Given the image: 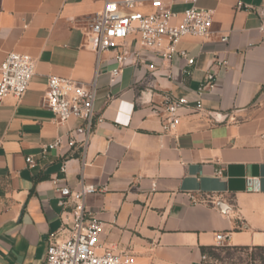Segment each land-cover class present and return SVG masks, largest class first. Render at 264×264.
I'll list each match as a JSON object with an SVG mask.
<instances>
[{"label": "crops", "instance_id": "1", "mask_svg": "<svg viewBox=\"0 0 264 264\" xmlns=\"http://www.w3.org/2000/svg\"><path fill=\"white\" fill-rule=\"evenodd\" d=\"M163 1L178 13L212 9L209 35L180 39L186 58L176 52L163 64L140 49L142 62L126 63L112 79L118 50L98 60L86 46L102 0H0V63L11 51L36 61L26 92L0 105V264L41 262L49 243L67 235L63 219L71 207L59 204L58 188L81 182L106 186L84 198L103 223L101 243L139 262L203 264L202 248L215 246L218 232L229 246H264V34L255 11L264 0ZM133 9L149 12L150 0ZM187 58L194 63L186 75ZM215 59L228 63L213 68L215 85L194 108ZM49 75L96 82L93 107L103 122L86 146L43 152L83 123L60 124L45 105ZM166 95L191 101L175 134L163 133V114L152 112Z\"/></svg>", "mask_w": 264, "mask_h": 264}, {"label": "built area", "instance_id": "2", "mask_svg": "<svg viewBox=\"0 0 264 264\" xmlns=\"http://www.w3.org/2000/svg\"><path fill=\"white\" fill-rule=\"evenodd\" d=\"M103 7L96 14L93 22L85 32L86 46L94 51L99 60L100 55L109 50H118L115 55L116 66L110 71L114 79L123 65H136L142 62L139 50L144 49L155 54L163 62H170L172 56L178 52L186 58V52L177 50L180 39L186 36L206 38L213 22L214 11L209 8L192 6L181 13L171 10L163 0H150L151 10L142 12L133 9L141 0H102ZM241 6L238 2L237 7ZM127 8V9H126ZM256 11L260 19L259 30L264 34V8ZM131 38V42H129ZM229 37L222 36L226 42ZM194 58H187L184 74H190V66ZM226 60H213L193 100L194 108L202 107V96L212 90L217 74L214 67H222ZM36 61L28 53L16 51L8 52L0 63V105L7 95L20 98L27 90L35 74ZM96 82L86 85L82 82L64 76L49 75L45 91V105L55 114L58 122L63 124L71 118L82 120V124L69 128L64 135H58L54 142L43 145V152L48 148H60L64 143L73 147L77 144L86 146L95 127L103 122L102 115L94 111ZM186 97L174 98L166 95L163 101L152 107L154 114H163V133L175 134L181 120L180 110L190 105ZM64 136L66 137L64 140ZM26 161L32 162L31 156ZM216 174L221 175V170ZM248 187L256 189L257 178H248ZM106 186L80 183L79 188L69 186L58 188L62 207L70 206L64 217V229L67 235L49 243L44 258L39 264H145L139 262L136 256L124 250H118L114 244H103L100 241L103 223L92 211L86 208L84 198L93 192H102ZM215 246H227L229 242L224 233L215 235ZM206 261V254L202 255Z\"/></svg>", "mask_w": 264, "mask_h": 264}, {"label": "rangeland", "instance_id": "3", "mask_svg": "<svg viewBox=\"0 0 264 264\" xmlns=\"http://www.w3.org/2000/svg\"><path fill=\"white\" fill-rule=\"evenodd\" d=\"M203 264H264V249L215 246L206 252Z\"/></svg>", "mask_w": 264, "mask_h": 264}, {"label": "trees", "instance_id": "4", "mask_svg": "<svg viewBox=\"0 0 264 264\" xmlns=\"http://www.w3.org/2000/svg\"><path fill=\"white\" fill-rule=\"evenodd\" d=\"M227 246H229V245H227ZM213 247H215V246H209V247H203L202 248V252L204 253V254H206V252L210 249V248H213ZM218 247V246H217ZM233 247H244V248H247V247H249V246H233ZM253 248H256V249H260V250H263L264 249V246H252Z\"/></svg>", "mask_w": 264, "mask_h": 264}]
</instances>
